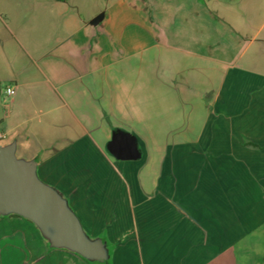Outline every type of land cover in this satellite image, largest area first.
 I'll use <instances>...</instances> for the list:
<instances>
[{
	"label": "crops",
	"instance_id": "1",
	"mask_svg": "<svg viewBox=\"0 0 264 264\" xmlns=\"http://www.w3.org/2000/svg\"><path fill=\"white\" fill-rule=\"evenodd\" d=\"M262 2L0 0V145L36 162L109 255L89 263L9 213L0 214V264H264ZM230 3L247 32L236 40L214 17V5ZM158 49L175 55L171 70H155ZM163 78L177 88H151ZM168 91L177 126L189 127L175 140L191 147L179 157L191 162L166 167L163 151L152 160L123 128L136 137L138 164L102 166V128L131 127L151 94L165 110ZM139 121L148 125V114Z\"/></svg>",
	"mask_w": 264,
	"mask_h": 264
},
{
	"label": "water",
	"instance_id": "2",
	"mask_svg": "<svg viewBox=\"0 0 264 264\" xmlns=\"http://www.w3.org/2000/svg\"><path fill=\"white\" fill-rule=\"evenodd\" d=\"M106 149L120 161L140 157L136 137L122 130L112 132ZM9 213L32 221L51 247L92 263H106L109 258L105 242L88 238L63 198L37 177L36 162L16 158L14 143L0 145V214Z\"/></svg>",
	"mask_w": 264,
	"mask_h": 264
},
{
	"label": "rangeland",
	"instance_id": "3",
	"mask_svg": "<svg viewBox=\"0 0 264 264\" xmlns=\"http://www.w3.org/2000/svg\"><path fill=\"white\" fill-rule=\"evenodd\" d=\"M8 2L10 1H14V0H7ZM21 1V0H20ZM27 1V0H26ZM88 5L90 3H93V0H86ZM103 2H105V0H102ZM216 1V0H215ZM245 2L250 3L253 0H244ZM233 2V1H232ZM236 4H223L221 6H217L214 5V17L215 19L221 23V25H224L225 30H223L224 33L223 37L224 38H230V39H234L236 40L237 37L239 36V34H246L247 32L244 31H240L239 30V25H238V18H237V9H236ZM264 9V0L262 2V5L260 4V10ZM8 9V8H7ZM222 12V15H220V12L217 13L218 11ZM25 18V21L30 22V18L31 15L30 14H26L23 16ZM105 16H102V19H104ZM249 17L251 18H246L247 20H251L252 22L255 20V14L252 11L251 14L249 15ZM246 20V21H247ZM248 22V21H247ZM48 27H45V30L42 32L43 34H50V31L47 30ZM41 32V31H40ZM68 33L66 31H62V35L66 36ZM220 34V31H216L215 32V38H218V35ZM234 52H236L237 47H234ZM230 54V53H229ZM173 56H175L173 54V52H169V51H164L161 49H158L157 53H153L151 54V58L154 57L155 60V70H171L172 66H174L173 61L170 62V60H174ZM177 57V56H176ZM236 57L237 54L232 53L230 54V59L232 61V63H236ZM168 60V63H167ZM152 69V66H151ZM160 83V84H158ZM161 86L162 88H167L168 89H174L177 88V78H163V79H151V88L153 87H158ZM174 91H168L166 92V96L163 95V97L165 96V105H164V109L162 110V108H159V104H158V96L157 95H153L151 94V101H150V109L148 112L145 111H138V112H134L135 116L133 118V125H131V127H103L102 131H103V135H106L108 138V141H110L111 139V134L113 131L115 130H121V129H129L130 131H132L134 133V135L137 137L138 139V143L139 146L141 147L142 151L144 152V154H146V156H148V152H150V156L152 158V160H154L155 156H157L158 151H163L165 153V166L166 167H181V166H185L188 164V162H191V159L187 158H180L179 156L183 155L179 152H185L188 153L189 150L191 149L190 145L187 144L182 145L180 143H177L175 140L177 139V135L179 133H183L186 130L189 129V127L187 125H180L177 126V104L174 105L172 104V99H174V95H173ZM172 93V94H171ZM173 95V96H172ZM174 101V100H173ZM162 106V105H161ZM176 108H173L175 107ZM148 114L149 117V123L148 125H144L142 126L141 124H139V120L141 117V114ZM179 114V113H178ZM138 119V120H136ZM123 131V130H122ZM162 139L165 140V142H162ZM200 145V144H199ZM102 147V152H103V156H102V166H117V167H121L124 166V164H138L139 161L137 160H130V161H120V160H116L112 155H110L107 151V149L101 144ZM195 147H197L196 145H194V149L193 151H196ZM89 263H92L90 261H88Z\"/></svg>",
	"mask_w": 264,
	"mask_h": 264
},
{
	"label": "built area",
	"instance_id": "4",
	"mask_svg": "<svg viewBox=\"0 0 264 264\" xmlns=\"http://www.w3.org/2000/svg\"><path fill=\"white\" fill-rule=\"evenodd\" d=\"M4 92H5V94L7 95V96H11V95H13L14 94V90H13V87H6L5 88V90H4Z\"/></svg>",
	"mask_w": 264,
	"mask_h": 264
},
{
	"label": "trees",
	"instance_id": "5",
	"mask_svg": "<svg viewBox=\"0 0 264 264\" xmlns=\"http://www.w3.org/2000/svg\"><path fill=\"white\" fill-rule=\"evenodd\" d=\"M251 147H254V148H259L258 146L254 145V144H249Z\"/></svg>",
	"mask_w": 264,
	"mask_h": 264
}]
</instances>
